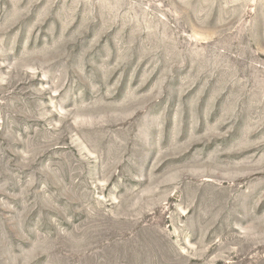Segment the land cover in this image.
Listing matches in <instances>:
<instances>
[{
	"label": "rangeland",
	"instance_id": "obj_1",
	"mask_svg": "<svg viewBox=\"0 0 264 264\" xmlns=\"http://www.w3.org/2000/svg\"><path fill=\"white\" fill-rule=\"evenodd\" d=\"M0 264H264V0H0Z\"/></svg>",
	"mask_w": 264,
	"mask_h": 264
}]
</instances>
